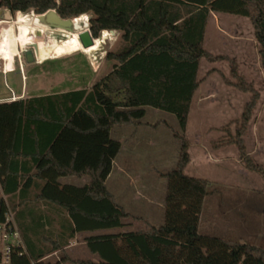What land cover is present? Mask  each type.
Returning <instances> with one entry per match:
<instances>
[{
  "label": "trees",
  "instance_id": "1",
  "mask_svg": "<svg viewBox=\"0 0 264 264\" xmlns=\"http://www.w3.org/2000/svg\"><path fill=\"white\" fill-rule=\"evenodd\" d=\"M11 13H43L48 9L62 18L88 13L93 37L102 30H117L124 45L107 54L116 63L88 89L80 88L0 102V181L6 201L14 208L27 256L18 264H55L40 258L62 249L75 232L116 229L83 238L96 260L78 264H264V244L225 239L199 231L203 199L216 192L208 179L184 173L189 162L185 136L191 101L200 79L201 59H223L203 47L211 13L249 19L259 45L264 70V0H0ZM236 81L226 82L250 92L232 132L213 146L233 144L241 165L264 179V165L248 153L243 136L258 93L235 71ZM173 114L179 142L175 164L162 173L166 178L164 219L153 224L127 213L107 190L105 180L120 142L110 137L116 123H130L145 115V107ZM86 175L87 183H61L64 176ZM34 188V194L30 191ZM18 199L20 207L15 209ZM40 199L63 209L61 225L68 232L54 240L30 200ZM3 202L0 200V204ZM135 222L134 228L131 227ZM124 228V230H119ZM49 247H43V241Z\"/></svg>",
  "mask_w": 264,
  "mask_h": 264
},
{
  "label": "rangeland",
  "instance_id": "2",
  "mask_svg": "<svg viewBox=\"0 0 264 264\" xmlns=\"http://www.w3.org/2000/svg\"><path fill=\"white\" fill-rule=\"evenodd\" d=\"M30 13L35 12L28 10L24 13H11L0 8V19L11 21L3 27L7 29L12 25L16 39L14 48L12 50L10 48L6 59L3 60L0 56V97L10 95V89L18 94L22 85L29 96L88 89L116 63L113 58H107L106 55L117 52L124 45L120 32L106 30L108 34L103 36L102 30L95 37L91 35L93 40L100 38L101 42L97 50L89 53L88 47L83 48L77 37L78 32L89 30V14H84L87 16L86 26L73 33L41 29L33 31L28 27L21 29L20 25L13 23L18 18L26 20ZM4 14H8L9 17H5ZM81 15L76 16L73 22L78 23ZM22 35L26 40H23ZM203 47L211 54L224 58L214 61L201 59L199 62L197 76L200 82L193 96L191 113L193 127L200 126L202 112V107H199L200 101L212 98V101L203 107V112H206L208 118L205 116L203 118L209 121L211 111L215 112L216 118L222 115L214 124L207 122L206 125L204 122L203 145L212 147L213 142L225 137V132L221 129L223 125L234 131L235 123L229 122L239 118L251 93L239 90L226 82V80L234 82L237 79L230 71L232 67L230 60H233L236 73L258 93L243 140L255 162L264 165V70L260 66L259 45L249 19L224 13H211L204 34ZM28 51L31 52V57L26 53ZM2 66L6 70L5 74L1 71ZM20 68L24 69V72H20ZM9 70L11 72H7ZM22 74L25 76L23 80ZM128 124L130 123L114 124L110 128V137L123 140L126 131L133 125L137 126L138 148L130 157L137 163L139 170L128 172L129 182L126 176L122 178L118 166L125 157V152L118 151L107 187L127 213L140 215L153 224H160L163 222L164 214L157 201L164 200L165 196L166 178L162 173L170 169L177 159L179 142L172 132L173 129H177V120L169 112L146 106L145 115L137 124ZM219 158L224 162L219 164L221 169L226 167V163L235 161L236 157L226 152ZM236 193L238 194L231 187L221 186L218 192L205 197L201 208L199 231L225 239L264 244V237L249 231L247 219L248 215H258L254 212L260 211L259 200L245 206L240 203ZM134 224L135 222H132V228ZM44 246L49 247L48 242H43ZM55 259L56 257L51 255L45 262H53Z\"/></svg>",
  "mask_w": 264,
  "mask_h": 264
},
{
  "label": "crops",
  "instance_id": "3",
  "mask_svg": "<svg viewBox=\"0 0 264 264\" xmlns=\"http://www.w3.org/2000/svg\"><path fill=\"white\" fill-rule=\"evenodd\" d=\"M1 8V7H0ZM88 14V13H86ZM219 14V13H218ZM5 15V14H4ZM5 17H9L8 14L5 15ZM208 24V21H207ZM207 27V25H206ZM109 31V30H108ZM114 32L117 30H113ZM119 32V31H118ZM13 71V70H12ZM8 72H11L8 71ZM24 72V69H23ZM107 73V72H106ZM103 76V75H102ZM25 76L22 74L21 78L23 80ZM26 89H24L23 85L21 87V90L18 94L14 93L11 89L10 91L13 92L14 96H16V99L20 98H26L29 97V95L25 92ZM196 91V90H195ZM63 92V91H60ZM54 93V92H53ZM195 93V92H194ZM49 94V93H48ZM24 95H26L24 97ZM44 95V94H43ZM37 96V95H36ZM194 96V94H193ZM209 100V101H208ZM215 100V99H214ZM212 101L210 99H202L199 103V107H202L201 117H200V126L199 128L193 127V123L191 121V113H192V103H193V97L191 101V107L188 114L187 119V126L185 129V136L189 140V162L184 167V173L190 176L195 177H202L205 179H208L213 184L216 185L218 192L221 188V186H228L233 188L235 191L238 192V197L240 198V203L244 204L245 206L250 203H254L255 200H259L260 202V211L254 212L257 216L248 215V225H249V231L252 234H255L257 236L264 237V182H262V179L257 173L249 171L245 169L243 166H241L238 158V152L236 147L233 144H226V145H220L217 147H207L203 145L202 138L204 136V124H208L207 122H211L214 124L216 120H219L221 118V115H216L219 118L215 117V112H210V120L205 121L203 116H208L205 114L206 112H203V107L207 106V103ZM212 105V104H211ZM210 105V106H211ZM218 113V112H217ZM222 113V112H219ZM206 118V119H207ZM138 120L135 122H130L128 125H132L133 123L137 124ZM205 122V123H204ZM123 127V126H122ZM216 128V126H214ZM137 126H131L125 133V138L122 140L121 138L117 139L120 142V152H125V157L123 158L122 162L119 164L118 170L121 172V177L124 178L126 176V180L129 182L130 174L128 172L130 171H137L139 170V166L137 163L132 160V154L137 152L138 148V137H137ZM194 136V139H193ZM226 152H230L231 155H235V161L232 160V162L226 163L225 168L219 169V164L224 163L222 159L219 157L223 156ZM119 153V152H118ZM117 153V155H118ZM116 155V156H117ZM116 158V157H115ZM114 158V160H115ZM114 160L112 161V167L109 175L107 176L105 180V186L107 190L109 191L107 187L108 180L110 176L113 173L114 170ZM230 163V164H229ZM161 165V164H160ZM170 166V165H169ZM231 169H228V168ZM131 179V178H130ZM262 179V180H261ZM61 183H69L73 185H82L87 183L88 178L86 175L81 176H64L59 179ZM132 181V180H131ZM35 190L34 188L30 191V194H34ZM112 194V191H109ZM215 193V192H213ZM211 193V194H213ZM252 194V195H251ZM114 199L115 196L112 194ZM209 195V194H207ZM206 195V196H207ZM205 196V197H206ZM204 197V199H205ZM203 199V201H204ZM30 200V199H29ZM14 201L16 202L15 209L18 210L20 207V203L18 204L17 197L14 198ZM117 202V200L115 199ZM31 208L37 213V215L42 220H47L44 224L43 230H46V232L49 234L48 238L50 240H54L58 234H66L68 231V228H64L60 222L66 223V218L68 217L67 213L61 209L58 206H55L52 203H48L45 201H42L40 199H32L29 201ZM158 205L162 209L164 208L163 200L157 201ZM8 204L10 205L9 201ZM120 204V203H119ZM203 205V203H202ZM11 207V206H10ZM202 208V207H201ZM14 214V208H12ZM201 214V211H200ZM200 214H199V224L198 228H200ZM16 220V219H15ZM17 223V221H16ZM18 225V223H17ZM116 231V229H109V230H100V231H81V232H75L73 234V237L69 238L67 241V244L62 249H53L47 253H45L40 260L46 261L47 258L51 255H54L56 259L53 261L55 264H78L75 262L76 260L81 259H91L96 260L97 255L94 253L89 252L87 249L85 242L83 241V238L85 236H88L90 234L100 233V232H112ZM43 241V239H42ZM44 242V241H43ZM50 262V261H49Z\"/></svg>",
  "mask_w": 264,
  "mask_h": 264
},
{
  "label": "built area",
  "instance_id": "4",
  "mask_svg": "<svg viewBox=\"0 0 264 264\" xmlns=\"http://www.w3.org/2000/svg\"><path fill=\"white\" fill-rule=\"evenodd\" d=\"M3 67L1 71L5 74L6 72ZM12 68L14 69V67ZM20 72H23L22 68H20ZM15 99L16 96L10 91V95L0 97V102ZM0 200L3 202L0 204V264H18L22 257L27 256V250L16 223L14 212L6 201V195L3 193L1 181Z\"/></svg>",
  "mask_w": 264,
  "mask_h": 264
},
{
  "label": "bare ground",
  "instance_id": "5",
  "mask_svg": "<svg viewBox=\"0 0 264 264\" xmlns=\"http://www.w3.org/2000/svg\"><path fill=\"white\" fill-rule=\"evenodd\" d=\"M85 15L83 14L80 16V20L78 23H74L72 20L73 31H67V30H64L61 28H52V27H49L47 25H44V24L39 22V20H38L39 15L35 14V13L28 14L27 15L28 17L26 20L18 18V20L13 21V23L20 25L19 27H21V29H25L28 27V28H31V30H33V31H36L37 29H41V30H52V31H57V32H63V33H73V32H77L78 30H80L86 26L87 16H85ZM10 22L11 21H7V19H0V56L3 60H5L7 57V54H9L8 52H10V48H11V50L14 48V45L16 42L15 34H14V31L11 27L12 25H10V27H7V29H5L3 27L4 24L5 25L8 23L10 24ZM107 34H108V31L104 30L103 36H107ZM22 37H23V40H26L24 35H22ZM100 42H101L100 38H96L94 40L93 47L89 46L87 51L90 53V52L97 50L98 46L100 45ZM5 72H6V70H5Z\"/></svg>",
  "mask_w": 264,
  "mask_h": 264
},
{
  "label": "water",
  "instance_id": "6",
  "mask_svg": "<svg viewBox=\"0 0 264 264\" xmlns=\"http://www.w3.org/2000/svg\"><path fill=\"white\" fill-rule=\"evenodd\" d=\"M38 20L40 23L52 28H61L67 31H73V18H62L55 11V9H48L45 12L38 14ZM113 32V30H109ZM78 40L83 48L93 45L94 40L91 37V33L88 29L77 33ZM31 57V52H26Z\"/></svg>",
  "mask_w": 264,
  "mask_h": 264
}]
</instances>
